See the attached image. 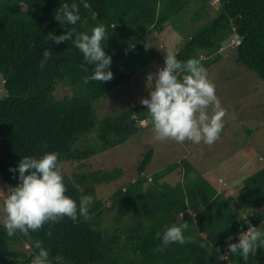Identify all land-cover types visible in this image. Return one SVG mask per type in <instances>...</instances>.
I'll return each mask as SVG.
<instances>
[{
	"label": "trees",
	"instance_id": "16d2710c",
	"mask_svg": "<svg viewBox=\"0 0 264 264\" xmlns=\"http://www.w3.org/2000/svg\"><path fill=\"white\" fill-rule=\"evenodd\" d=\"M213 1L219 3L214 15ZM64 2L0 0V73L6 91L0 97V173L10 187L18 183L10 166L22 156L55 151L61 164L83 161L137 135L143 121L151 123L141 102L103 115L98 106L117 97L140 70L164 59L162 48H145V43L169 24L181 35L182 46L173 52L182 61L196 57L209 70L229 43L235 60L264 80V0H90V8L80 5L81 21L62 26L55 11ZM98 24L108 36L102 43L112 55L113 77L84 84L94 66L72 40L57 44L47 37L71 30L74 40ZM46 48L51 55L42 70ZM60 86L68 89L62 96L56 94ZM153 154L149 149L137 164L138 176L108 200L99 197L98 186L121 177V167L62 171L67 193L77 202L81 195L92 196L88 218L46 222L27 235L8 236L0 228V264H31L36 240L50 258L61 254L64 264H264V247L247 262L231 253L228 261L218 262L215 253L217 246L227 250L229 236L238 240L241 226H249L245 220L264 228V161L234 193L228 186L219 189L187 157L148 176L144 172ZM179 166L182 179L162 180ZM177 222L188 224V241L163 247L159 234Z\"/></svg>",
	"mask_w": 264,
	"mask_h": 264
},
{
	"label": "clouds",
	"instance_id": "9594fccd",
	"mask_svg": "<svg viewBox=\"0 0 264 264\" xmlns=\"http://www.w3.org/2000/svg\"><path fill=\"white\" fill-rule=\"evenodd\" d=\"M81 4L85 9L91 7L90 0H72L71 3L65 0L55 11V18L62 26L76 25L81 21ZM107 37L105 26L98 24L90 31L78 33L74 40L71 30L60 35L49 33L47 39H53L57 44L73 41L83 54L84 61L94 66L91 75L83 78V83L87 84L89 81H108L113 77L110 67L112 55L105 51V44L102 43ZM232 41L237 39L233 38ZM151 46L150 41L145 43V48ZM50 55L51 51L46 48L39 62L40 69L46 67ZM146 82L149 95L141 98V103L147 108L157 140L191 141L197 144L203 141L211 145L219 139L227 110L222 106L216 85L209 79L207 69L199 58L190 57L182 61L174 52H166L164 66L155 73L149 72ZM9 170L18 173V183L7 190L8 194L0 203V228L8 236L17 232L27 235L40 229L46 222L64 217L74 222L80 217L88 218L93 198L85 194L77 202L67 193L57 152H45L38 157L22 156ZM244 223L249 225L247 230L241 226L235 242L229 236L226 251L216 247L218 262L228 261L229 253L247 262L250 253L255 254L258 247H264V228L252 225L247 220ZM187 228V223L180 222L166 226L159 234L162 246L185 244L188 241L185 235ZM34 244L38 252L31 264H64L61 254L50 258L49 249L41 241L36 240Z\"/></svg>",
	"mask_w": 264,
	"mask_h": 264
},
{
	"label": "rangeland",
	"instance_id": "374dc122",
	"mask_svg": "<svg viewBox=\"0 0 264 264\" xmlns=\"http://www.w3.org/2000/svg\"><path fill=\"white\" fill-rule=\"evenodd\" d=\"M213 6L215 8L210 11L214 15L215 9L219 7L218 1H213ZM147 39L153 46L162 48L160 52L164 59L155 60L140 70L141 74L132 76L127 85L121 86V93L117 97L99 101L102 104L98 106V110L102 115L107 114L109 110L117 109V112H120L129 103L130 105L140 103L141 98L149 95L147 74L155 73L159 67L164 66L166 52H173L174 49L177 51L182 46L180 45L181 35L171 24L162 34L153 33ZM231 48L229 43H224L223 58L207 70L209 79L216 85L217 96L227 110L223 118V130L219 139L213 144L208 145L203 141L197 144L191 141L178 143L174 140H157L151 123L145 121L142 122L143 128L139 133L123 144L83 161L62 163L61 170L71 175L77 170H112L115 167H121L123 169L121 177L110 184L98 186L99 197L108 200L118 187L125 186L138 176V162L149 149L153 148V159L144 172L146 175L150 176L153 172L187 157L219 189L228 186L231 191L237 193L245 178L261 167L264 161V80L246 65L237 62L233 53L229 51ZM67 91L66 87L60 86L56 94L62 96ZM5 93L4 78L0 73V97ZM92 138L93 136L87 141H91ZM85 140L83 143H86ZM243 146L249 147L250 150L247 151ZM223 176L227 178V185L222 179ZM181 178L182 167L179 166L162 180L175 184ZM9 188V184L0 173V203L8 194ZM29 246L30 244L27 243L22 249L27 252Z\"/></svg>",
	"mask_w": 264,
	"mask_h": 264
},
{
	"label": "crops",
	"instance_id": "0c3cea01",
	"mask_svg": "<svg viewBox=\"0 0 264 264\" xmlns=\"http://www.w3.org/2000/svg\"><path fill=\"white\" fill-rule=\"evenodd\" d=\"M244 146H246V145H244ZM244 146H243V147H244ZM244 148H245L247 151H249V150H250V148H249V147H244ZM181 179H182V178H181ZM222 179H223V180L225 179V178H224V176H223V178H222ZM203 235H204V234H203ZM204 236H205V235H204Z\"/></svg>",
	"mask_w": 264,
	"mask_h": 264
}]
</instances>
